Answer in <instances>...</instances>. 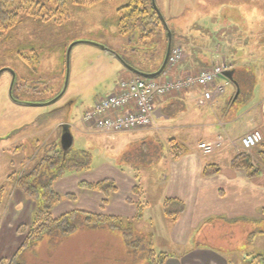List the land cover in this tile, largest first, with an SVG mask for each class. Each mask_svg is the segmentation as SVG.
<instances>
[{
    "label": "rangeland",
    "instance_id": "rangeland-1",
    "mask_svg": "<svg viewBox=\"0 0 264 264\" xmlns=\"http://www.w3.org/2000/svg\"><path fill=\"white\" fill-rule=\"evenodd\" d=\"M12 1L13 6L10 7L15 10L19 0ZM33 1L36 4L30 5V13L21 12L15 25L0 37V70L5 69L0 73V256L6 259L15 254L25 235L17 232L18 226L30 223L38 205L51 203L47 195L43 196L42 203L26 196L18 190L17 180L22 171L30 169L41 157L51 154L52 145L60 135L58 124L70 125L73 141L69 149L74 154L85 151L90 159L89 168L104 170L107 168L104 163L114 160L123 168L126 159L119 150L127 144L129 149L137 147L142 153L147 151L141 138H134L132 133L97 132L85 125L81 117L97 99L117 89L122 76L131 73L116 55L133 61L132 64L143 71H156L166 49L165 31L144 41L148 43L144 46L135 41L133 34L119 33L117 10L127 5L129 0ZM147 3L151 1L147 0ZM155 5L173 32L174 45L183 48V56L190 45L188 38L195 36L196 43L206 41L203 44L207 49L205 51L216 62L237 65V74L247 80L242 85L241 92L246 94L244 97L252 95L255 84L249 78L253 75L264 83V0H155ZM74 42L69 53L67 86L56 102L48 106L13 102V99H18L28 103H47L56 98L65 81V53ZM100 47H106L113 54ZM12 73L14 82L10 97ZM233 90V84H228L225 89L228 95ZM257 90L256 85L255 92ZM171 149L177 150L175 147ZM142 157L133 156L128 160L135 169L148 167L149 170V174H137L134 178H140L134 183L125 180V174H103L106 171L101 174H75L76 171H73L74 174L65 173L55 179L52 189L62 197L53 203L51 215L58 217L76 210L71 222L76 228L66 236L57 232L43 235L19 255L18 264H149L148 249H152L155 257H159L160 253L178 255L177 245L154 239L157 235L155 230L159 229L155 201L160 195V188L153 185L152 177L155 179L156 174L151 172H155L162 159L159 163L156 161L159 157H152L155 160L150 155ZM50 172L43 167L44 178L35 179L33 185L40 189L43 182L54 175ZM112 176L116 177L115 184H118L119 190L133 191L128 201L134 207L139 206L137 215L141 227L131 223L130 231L131 241L142 237L137 247H129L124 242L119 228L89 227L83 222V211L111 215L116 213L119 204L114 201L110 205H102L100 201L101 206L97 208L95 198L82 196L81 192H99L83 189L79 187V182H96ZM42 179L43 182H40ZM56 181L62 191L55 189ZM130 184L137 189L133 190ZM67 194H73V198H67ZM148 205V213L153 218L151 225L142 216ZM175 209V205L168 207L173 213ZM213 222L199 228L197 236L202 239L196 240L220 250L219 253L244 251L264 256L263 221L254 220L247 226L236 222L230 225ZM240 264L248 263L241 260ZM254 264H258L257 258Z\"/></svg>",
    "mask_w": 264,
    "mask_h": 264
},
{
    "label": "crops",
    "instance_id": "crops-1",
    "mask_svg": "<svg viewBox=\"0 0 264 264\" xmlns=\"http://www.w3.org/2000/svg\"><path fill=\"white\" fill-rule=\"evenodd\" d=\"M196 24L193 26L195 27ZM194 39L196 37L190 35L189 48L185 50L186 53L181 61L168 69L167 76L171 78L183 76L220 64L213 59L212 55H208V51H205L207 50L203 45L206 43L205 40H201L202 43H196ZM222 63L230 66V74L217 77L216 81L225 83L226 87L228 84H233L234 90L230 95L225 91L223 95L216 96L213 101L200 106L197 100L201 97L202 90L198 86L183 89L178 93L172 92L156 101L157 116L152 126L128 131L135 135L134 138H141V143L147 148L146 152L142 153L137 147L129 149L127 144L125 148L119 150L126 159L123 168L119 167L114 160L104 163L107 165L104 170H100L99 167H88L84 170L85 172H75V174H101L106 171L103 174H125L124 179L134 183L135 179L140 178L139 176L134 178L137 174H149V170H147L148 167L135 169L132 163H128L131 157L143 155L148 158L150 155L151 158L159 157L156 160L159 163L162 159L155 172L153 170L151 172L156 174L155 179L152 177L155 182L153 185L160 188V195L155 201L159 229L155 230L157 235L156 238L154 235V239L156 241L158 238L161 243L170 241L175 247L177 245L179 253L178 255L168 254L165 264H240L241 260L248 264L255 262L251 253L243 251L230 254L221 252V254L220 250L205 246L196 240V238L202 239L197 236L199 228L212 225L213 220L221 221L222 225L236 222L238 225L246 224V226L248 222L254 220L264 222V216L261 214L264 207V83H261L259 77L253 75L249 78L250 82L255 84L252 95L244 97L246 94L241 92L242 85L244 80L245 82L247 80L237 74L238 68L235 63ZM144 72H154V70ZM130 75L131 73H128L122 77ZM256 85L258 90L255 92ZM67 127L66 135L71 137V141L69 143L67 141L65 154L71 155L69 148L73 139L70 125ZM253 129L261 131L263 142L247 152L251 162L258 167V173L248 177L245 170L234 168L231 161L242 152L240 138ZM217 137L223 139L222 147L213 154L202 155L197 149V143L210 142ZM172 147L177 149L176 156L172 155L174 152ZM77 153L78 151L76 155L73 154L75 158L79 157ZM152 160L155 159L152 158ZM209 166L217 170L206 175L205 170ZM65 173L74 174L73 171ZM106 178L116 182L115 176ZM56 183L55 189L62 191L57 181ZM129 186L135 187L133 184ZM131 192L133 191L130 189L119 190L117 184V192L110 196L107 204L117 201L119 207L116 213L111 215L123 220H134L138 209L128 201ZM81 194L95 198L97 208L101 206L100 193L82 190ZM168 198H175L184 204L183 211L173 221L168 219L162 208L164 201ZM148 211L149 205L145 207L142 216L148 225H151L153 218ZM139 218L134 222L136 227H141Z\"/></svg>",
    "mask_w": 264,
    "mask_h": 264
},
{
    "label": "trees",
    "instance_id": "trees-1",
    "mask_svg": "<svg viewBox=\"0 0 264 264\" xmlns=\"http://www.w3.org/2000/svg\"><path fill=\"white\" fill-rule=\"evenodd\" d=\"M62 1V0H60ZM150 1V0H149ZM12 0H0V37L3 33L10 29L18 20V16L21 12L30 13L29 8L31 4H36L33 0H19L16 4V9L10 7ZM117 26L120 34H133L136 42H141V44L147 45L144 41L149 40L152 36H158L160 33L164 32L162 28V23L158 17L156 11H154L151 3L148 4L147 0H129V3L125 6L118 8L117 10ZM50 16V15H49ZM43 17V16H42ZM209 29V28H208ZM172 34V45L175 44L173 32ZM132 49H135L132 48ZM134 63L129 62L134 68L143 71ZM60 151L55 152L52 156H43L36 162L30 169L22 171L17 180V188L22 191L26 196L33 197L39 203H42L44 195L48 196V199L51 200V203L48 205H38L32 213L31 221L28 225L20 224L17 228V232L21 235L25 234L22 239V243L17 248L15 254L6 259L0 257V264H18L17 259L19 255L29 246L35 244L43 235L51 232H57L61 236L69 235L74 232L75 225L72 222L76 215V210L65 212L58 217H53L50 212V208L53 206V203H57L61 199V195L57 192H54L52 189V183L55 179L62 177L66 171H80L89 167L90 159L85 152H79V157H71L70 155L61 156ZM173 156L177 155V152L172 153ZM231 164L234 168H241L245 170L248 177H253L258 173V167H256L250 159L249 154L246 152L238 153L231 161ZM43 167H47L54 174L48 181L46 180L40 189L36 188L33 185V181L41 177V172ZM212 166L207 167L205 174L209 175L214 173L217 169H210ZM210 169V170H208ZM54 171V172H52ZM49 178V174L46 175ZM45 176V177H46ZM46 177V178H47ZM79 187L91 190L98 191L103 195L101 204L105 205L108 203L109 197L117 192V185L115 181L110 178H104L96 182H88L81 180L79 182ZM137 189L133 187V190ZM73 194H67V198L72 199ZM176 206L174 213L168 210L170 206ZM163 212L165 215L172 220H175L176 217L183 211L184 204L175 199L168 198L164 201ZM139 209V206H137ZM84 224L89 227H100V228H119L122 230L124 236V242L131 247L139 246V241L142 237H139L138 240H130V231H132L131 223H134L138 219V215L134 218L132 222H125L121 218L114 215H107L103 213H91L83 211ZM261 214L264 216V207L261 210ZM139 235V233L137 232ZM149 252V253H148ZM147 258L149 264H165V260L168 257L166 253H160L159 257H155L152 249H148ZM252 259L257 258L258 264H264V256L261 254L251 256Z\"/></svg>",
    "mask_w": 264,
    "mask_h": 264
},
{
    "label": "built area",
    "instance_id": "built-area-1",
    "mask_svg": "<svg viewBox=\"0 0 264 264\" xmlns=\"http://www.w3.org/2000/svg\"><path fill=\"white\" fill-rule=\"evenodd\" d=\"M182 56V48L174 46L168 58L167 68L177 64ZM227 69L228 66L221 64L175 78L167 76V70L157 80L136 75L121 78L117 90L99 98L83 113L81 121L97 132L113 134L152 126L155 122L156 101L172 92L198 86L202 90L201 97L197 100L200 106L211 102L215 96L222 95L225 92V84L216 83L215 79ZM262 140L261 132L254 129L240 138V145L244 150H251ZM222 144V138L218 137L210 142H199L197 149L203 155H209Z\"/></svg>",
    "mask_w": 264,
    "mask_h": 264
},
{
    "label": "water",
    "instance_id": "water-1",
    "mask_svg": "<svg viewBox=\"0 0 264 264\" xmlns=\"http://www.w3.org/2000/svg\"><path fill=\"white\" fill-rule=\"evenodd\" d=\"M150 1H151V5H152L154 11H156L158 17L160 18V21L162 23V26H163L165 34H166V49H165V53H164V57H163L162 63L160 64V66L158 67V69L156 71H154V72H144V71H141V70H138V69L132 67L131 65L126 63L125 60L122 57L116 55V58H118V60L122 64V66L124 68H126L128 71H130L131 73H133V74H135L137 76H140V77H143V78H149V79L155 78V77L159 76L163 72L164 68L166 67L167 60H168V57H169V53H170L171 46H172V34H171V31H170L169 27L167 26V23H166L165 19L163 18L161 12L157 9V7L155 5V0H150ZM75 43L76 42L70 44L68 46L67 50H66V53H65V81H64L63 88H62L60 94L56 98H54L51 102H47V103H28V102L19 101L18 99H16V100L13 99V102H15L17 104H20V105H27V106H48V105L56 102L60 98V96L63 94V92L65 91L66 86H67V80H68V74H69V53H70V50H71L72 46ZM100 48L102 50L111 52L106 47H100ZM4 70L5 69L0 70V73L2 71H4ZM229 74H230L229 72L223 73V75H226V76H229ZM13 82H14V74L12 75V81H11V85H10V88H9V96L10 97H11L10 93H11V88H12ZM154 114H155V117H156L157 116V110H155ZM67 141L69 143V141H71V137L66 135V136L63 137L62 144L64 146H66L68 144Z\"/></svg>",
    "mask_w": 264,
    "mask_h": 264
},
{
    "label": "flooded vegetation",
    "instance_id": "flooded-vegetation-1",
    "mask_svg": "<svg viewBox=\"0 0 264 264\" xmlns=\"http://www.w3.org/2000/svg\"><path fill=\"white\" fill-rule=\"evenodd\" d=\"M128 62H132L131 60H128ZM23 90H25V91H31L30 89H23ZM34 92V91H33ZM61 109V108H60ZM67 125L68 124H66V123H60V124H58V126H59V128H60V135H59V137L57 138V141H56V143L54 144V145H52L53 146V151L54 152H57V151H60L61 153V156H66V154H65V150H66V148H65V146L62 144V140H63V137L64 136H66V134H67ZM51 146V147H52ZM51 150V149H50ZM52 151V150H51ZM51 152V154H49V155H46V156H52L53 154H54V152ZM73 154L74 153H72L70 156L71 157H75V155L73 156ZM69 156V155H68ZM41 177L42 178H44V176H43V169H42V172H41ZM43 180L44 179H42V180H40V182H43ZM45 182V181H44ZM43 182V183H44ZM43 185V184H42ZM41 185V186H42Z\"/></svg>",
    "mask_w": 264,
    "mask_h": 264
}]
</instances>
